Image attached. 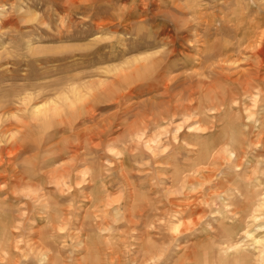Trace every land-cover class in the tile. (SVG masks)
I'll return each instance as SVG.
<instances>
[{
	"label": "rangeland",
	"instance_id": "1",
	"mask_svg": "<svg viewBox=\"0 0 264 264\" xmlns=\"http://www.w3.org/2000/svg\"><path fill=\"white\" fill-rule=\"evenodd\" d=\"M261 161L264 0H0V264H264Z\"/></svg>",
	"mask_w": 264,
	"mask_h": 264
},
{
	"label": "bare ground",
	"instance_id": "2",
	"mask_svg": "<svg viewBox=\"0 0 264 264\" xmlns=\"http://www.w3.org/2000/svg\"><path fill=\"white\" fill-rule=\"evenodd\" d=\"M251 31V30H250ZM250 37V36H249ZM254 38H255V36H254ZM250 39V38H249ZM247 43H249V42H247ZM144 71V70H143ZM34 114H36V113H34ZM44 115V114H43ZM40 116V115H39ZM251 116V115H250ZM31 118H32V116H31ZM59 118V117H58ZM46 119V116H45V118H42V125H44V127L46 126V124L48 123L47 122V120H45ZM39 120V121H40ZM196 122V121H195ZM52 123V122H51ZM50 124V123H49ZM53 128V127H52ZM190 133V132H189ZM203 134V133H202ZM201 134V135H202ZM190 136V135H189ZM230 136H231V134H230ZM236 137V136H235ZM200 138H201V136H200ZM203 138V137H202ZM179 139V138H178ZM263 139V138H262ZM240 143V142H239ZM258 146V145H257ZM221 150H223L224 151V149H221ZM212 152V151H211ZM230 153H231V151H230ZM230 153H229V156H230ZM219 155H221V152L219 153H217L215 156L216 157H218ZM237 155V154H236ZM230 158V157H229ZM207 159V158H206ZM221 159H223V157L221 158ZM227 159V158H226ZM225 160V159H224ZM228 161V160H227ZM229 162V161H228ZM262 162V161H261ZM231 163H233V161L231 162ZM262 163H264V162H262ZM222 164V163H221ZM225 165V164H224ZM237 167H239L238 165H236ZM263 166V165H262ZM246 169V168H245ZM221 170V169H220ZM253 170V169H252ZM261 171V170H260ZM234 172V171H233ZM240 173V172H239ZM256 174V173H255ZM261 174V177L262 178H260L261 180L259 181L258 180V185H257V190H258V195L255 197V199H256V201L254 202V203H252V204H250V208L248 209V211L246 212V211H244V216H243V214H242V216H243V220H242V222L244 221V224H245V227H242L243 229H241L242 230V233H243V235H244V238H246V239H250V241H251V245L250 246H248V249L249 248H251V250L252 251H254V253H257V257H259L260 259H262V257H263V254H264V236H260V237H257V236H255L254 234H256L258 231L260 232V231H262V229H264V170H262V173H260ZM236 176V175H235ZM257 176V175H256ZM188 179L186 180V181H189L190 182V178L189 177H187ZM236 178V177H235ZM256 178V177H255ZM238 179V178H237ZM216 180V179H215ZM212 181V180H211ZM225 181V180H224ZM248 181V180H247ZM222 182V181H221ZM216 183V182H215ZM57 184V183H56ZM191 184H193V183H191ZM187 185H189V184H187ZM227 185V184H226ZM249 185V184H248ZM253 185H254V183H253ZM214 186V185H213ZM252 186V185H251ZM218 187V186H217ZM224 188V187H223ZM228 190V189H227ZM238 190V189H237ZM247 190V189H246ZM222 191V190H221ZM255 192H256V190H255ZM228 193V192H227ZM230 193V192H229ZM224 193H221L220 194V196L221 195H223ZM253 194H254V192H253ZM218 195V194H217ZM247 195V194H246ZM248 195H250V193H248ZM247 195V196H248ZM229 196V195H228ZM213 197V196H212ZM211 197V198H212ZM217 197V196H216ZM218 198V197H217ZM245 198V197H244ZM218 199H220V198H218ZM243 199V198H242ZM222 201V203H223V205H224V208H230V203H229V198L226 196V195H223L222 196V199H221ZM245 201V200H244ZM249 201V200H248ZM198 202V201H197ZM246 202V201H245ZM247 203V202H246ZM235 205V204H234ZM248 205V204H247ZM242 206V205H241ZM244 206V205H243ZM246 207V206H245ZM238 208V207H237ZM227 209H225L226 211H227ZM231 209V208H230ZM236 209V208H235ZM238 210H239V208H238ZM245 210V209H244ZM199 211V210H198ZM225 211V212H226ZM237 211V210H236ZM242 211V210H241ZM241 211L239 212L238 211V213L240 214L241 213ZM215 212V210L214 211H211L209 214L211 215V214H213ZM218 213H219V211H218ZM217 213V214H218ZM232 214V213H231ZM236 214V213H235ZM234 214V215H235ZM229 216V215H228ZM239 216H241V215H239ZM221 217V216H220ZM232 218V217H231ZM235 217L233 216V219H234ZM233 219H232V221H233ZM237 219V218H236ZM228 220V219H227ZM238 222V221H237ZM236 223V222H235ZM241 224V223H240ZM239 225V224H238ZM240 226V225H239ZM223 227V226H222ZM238 228H240V227H238ZM258 234V233H257ZM227 237V236H226ZM231 242V241H230ZM231 244H235V245H233V246H228V247H223V248H221V251H223V255H228V254H233L232 256H234V257H232V260L234 261V260H236V262H241V264H242V262H247L248 260H250V255H248L247 253H245L241 248H239V246H237L236 245V243H231ZM228 245V244H227ZM217 249V248H216ZM220 250V249H219ZM242 254H244L245 256H243ZM241 255L243 256V258H239V256L241 257ZM248 255V256H247ZM201 260V259H200ZM230 261V260H229ZM228 261V262H229ZM202 262V261H201ZM235 262V263H236ZM227 263V262H226ZM228 264V263H227ZM244 264V263H243Z\"/></svg>",
	"mask_w": 264,
	"mask_h": 264
}]
</instances>
